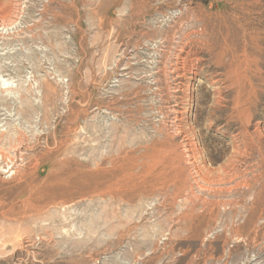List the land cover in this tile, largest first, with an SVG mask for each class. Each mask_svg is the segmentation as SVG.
<instances>
[{"label": "rangeland", "instance_id": "rangeland-1", "mask_svg": "<svg viewBox=\"0 0 264 264\" xmlns=\"http://www.w3.org/2000/svg\"><path fill=\"white\" fill-rule=\"evenodd\" d=\"M261 190L264 0H0V264H264Z\"/></svg>", "mask_w": 264, "mask_h": 264}, {"label": "bare ground", "instance_id": "bare-ground-1", "mask_svg": "<svg viewBox=\"0 0 264 264\" xmlns=\"http://www.w3.org/2000/svg\"><path fill=\"white\" fill-rule=\"evenodd\" d=\"M204 22V21H203ZM202 24V23H201ZM230 30V29H229ZM205 31V30H204ZM207 41V40H206ZM200 42V41H199ZM203 45V44H202ZM184 48V47H183ZM214 48H212L213 50ZM214 51V50H213ZM190 54V53H189ZM229 65V64H228ZM188 66V65H187ZM219 66V65H218ZM189 67V66H188ZM191 67V66H190ZM192 68V67H191ZM186 70V69H185ZM184 70V71H185ZM187 71V70H186ZM225 74V73H224ZM182 76V75H181ZM2 84V83H1ZM9 87V86H8ZM2 89V87H1ZM4 89V87H3ZM59 147V146H58ZM2 154V153H1ZM36 160V159H35ZM40 164V163H39ZM122 177V176H121ZM128 181V180H127ZM258 181V180H257ZM255 190V189H254ZM260 190V189H259ZM245 191V190H244ZM262 191V190H261ZM249 193V192H248ZM252 193V192H251ZM87 194V193H86ZM101 195V194H100ZM256 201V200H255ZM257 203L259 205H263L264 204V191H262L260 194H259V197L257 198Z\"/></svg>", "mask_w": 264, "mask_h": 264}]
</instances>
